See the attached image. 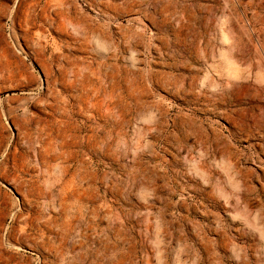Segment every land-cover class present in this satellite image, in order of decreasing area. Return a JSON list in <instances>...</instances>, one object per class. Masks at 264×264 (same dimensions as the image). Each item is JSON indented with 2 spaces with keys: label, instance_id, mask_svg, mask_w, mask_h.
Here are the masks:
<instances>
[{
  "label": "rangeland",
  "instance_id": "obj_1",
  "mask_svg": "<svg viewBox=\"0 0 264 264\" xmlns=\"http://www.w3.org/2000/svg\"><path fill=\"white\" fill-rule=\"evenodd\" d=\"M0 264H264V0H0Z\"/></svg>",
  "mask_w": 264,
  "mask_h": 264
},
{
  "label": "bare ground",
  "instance_id": "obj_2",
  "mask_svg": "<svg viewBox=\"0 0 264 264\" xmlns=\"http://www.w3.org/2000/svg\"><path fill=\"white\" fill-rule=\"evenodd\" d=\"M83 88V87H82ZM129 95V94H128ZM50 108H52V107H50ZM49 108V109H50ZM54 108V107H53ZM56 108V107H55ZM58 109V108H57ZM56 111V110H55ZM59 123V122H58ZM29 124V123H28ZM39 124L42 126V128H41V130L42 131H50V129H49V126L50 125H48V122H47V120H46V122H39ZM27 126V125H26ZM39 126V125H38ZM51 127V126H50ZM53 128H55V127H53ZM62 128V127H61ZM60 128V129H61ZM56 130V129H55ZM29 131H30V128H28V127H25V132L29 135V134H31V132L29 133ZM59 131H61V130H59ZM57 133V132H56ZM39 134H42V133H39ZM46 134V133H45ZM48 135V134H47ZM53 136V135H52ZM24 137H26L25 135H24ZM29 138V137H28ZM39 139V138H38ZM44 139V138H43ZM47 140V139H46ZM49 140V139H48ZM39 141H40V139H39ZM41 141H42V139H41ZM71 216V215H70ZM66 229L60 234V236H59V239H58V242H59V245L61 246L62 244H63V242L65 241V238H66V236L69 234V230H70V225H63ZM59 246V247H60Z\"/></svg>",
  "mask_w": 264,
  "mask_h": 264
}]
</instances>
